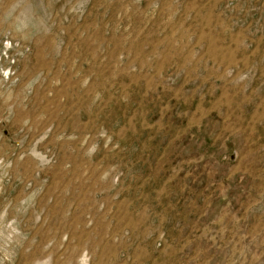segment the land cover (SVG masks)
<instances>
[{
  "label": "rangeland",
  "instance_id": "374dc122",
  "mask_svg": "<svg viewBox=\"0 0 264 264\" xmlns=\"http://www.w3.org/2000/svg\"><path fill=\"white\" fill-rule=\"evenodd\" d=\"M0 264H264V0H0Z\"/></svg>",
  "mask_w": 264,
  "mask_h": 264
}]
</instances>
